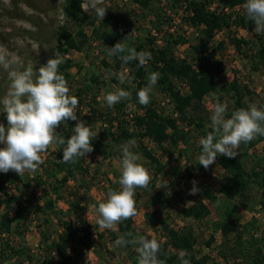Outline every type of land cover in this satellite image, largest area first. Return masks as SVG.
<instances>
[{
    "label": "trees",
    "instance_id": "trees-1",
    "mask_svg": "<svg viewBox=\"0 0 264 264\" xmlns=\"http://www.w3.org/2000/svg\"><path fill=\"white\" fill-rule=\"evenodd\" d=\"M165 1L164 14H167V11L174 14L175 8L183 7L184 12L181 16L182 25H186L200 33L197 44L192 45L191 48L198 56L204 53L205 61L209 62L212 59L211 52H208L209 42L213 39L216 32L223 31L227 33L228 41L234 47L237 54L250 58V62L253 64L251 66L252 71L259 70V67L264 64L263 37L256 36L254 39L256 41H247L237 39L234 35V29L254 28V24L247 18L246 10L243 7L247 0ZM132 2L152 12L155 11L152 8L153 4L157 6L156 4L162 1L132 0ZM82 5H84L83 0H63L62 12L65 21L78 27L73 32L66 25H63L56 31L57 43L55 54L59 53L64 59V62L59 66V72L64 75L68 86L71 85L73 79L70 72L71 69L73 67L79 69V66L73 64L67 57L71 51L86 52L87 48H89L90 37L106 47H112L117 42L130 40L135 30L134 25L128 21L126 16L121 18L118 14L112 13L107 8L105 17L99 21L95 12L85 11ZM158 10L157 7V12L155 11L157 18L154 25L160 31L162 24H170L171 19H169V16H161L160 18ZM86 30L90 31V35H87ZM148 36L146 44L142 42L133 44V48L137 52L147 51L151 53V60L144 66H139L138 60L125 64L120 57L128 54L127 52L112 56L114 62L112 66L114 69L120 67L126 69V83L120 84L119 88L130 92L131 98L121 100L111 108L107 106L103 111H99V109H95L94 107L90 109L93 115H96V118L102 121L104 127L107 126L105 129L106 134L115 147L122 150V145H125L129 140L134 139L136 143L138 142V148L149 165L154 169L153 177L156 178L165 167L155 157V154L143 145L142 140H147L159 148H162V145L166 142L177 146L178 141H187L191 136L187 133V130L179 128V123L186 126L193 125L199 132L197 134L203 137L212 130L211 128L207 131L204 129L205 110L203 101L206 96L213 94L221 97L224 91L226 93L232 92V98L235 103L230 113L231 116L232 112L237 109L248 108L243 99L245 95H252L253 93L246 85L240 86L236 81L228 83L227 86H219L215 76L211 72L196 69L186 59H178L175 56V49L177 46L185 43L183 37L179 36L176 38L171 33H168V38H162V44L156 45L155 38L150 37L149 33ZM219 46L223 47V43H219ZM245 51H248V53ZM102 64L104 73L108 76L110 83L118 85L119 80L111 77V74L115 73L113 67L105 62H102ZM152 72L159 73V79L155 86L159 87L164 97L168 98V104L172 106L170 113H165L164 109L161 111L156 107L154 94L157 91L154 87L150 95V103L147 106H142L138 102L137 92L147 86L149 75ZM91 80L96 84L105 85L99 78L92 76ZM178 82L185 84L186 92H182L177 88ZM95 98V95L91 97L93 100ZM127 104L134 107V112L131 115H128L124 111ZM259 108H264V103L259 105ZM2 122L7 123L4 112L0 114V123ZM75 122H62L56 129L57 133L67 140L73 134L72 129ZM90 128L93 131L91 126ZM93 132L95 133V131ZM99 135L100 133L98 132L97 136L91 141L94 149L92 153H97L106 159L109 153L106 152ZM263 142L264 136L258 135L248 143H241V146L245 153H247L248 150L254 149ZM54 145L56 151L51 153L55 157L54 160L47 162L42 168L45 178H51L48 185L47 183H43L44 181L42 182L41 179L40 183L30 184L27 182L23 185L26 190H31L32 196H34L36 185L40 188L49 186L51 191L57 194L67 182L76 180L79 175L85 172V157L77 158L75 162L64 163L61 160L65 145H57L55 143ZM199 150H202L201 145ZM113 155L117 156L115 153ZM215 163L224 174V179L220 181L218 191L221 202L220 211L215 223L212 224L213 231H220L222 236L221 249L217 251L218 256L223 261V264H264V237L257 238L254 236L257 233V227L253 220L241 225L239 216L240 207L236 204V200L243 202L245 196L247 197V195L255 191L257 195L256 205L264 209V162L260 160L257 164L246 168L238 156L234 159L218 156ZM198 168L207 172L200 164ZM171 171L173 180L170 186L177 194L179 190H182L185 182L179 175L181 170L175 168ZM14 175L15 172L11 170L6 174L0 173V211H2L0 213V264H6L7 261L13 260L20 255H27L23 246L26 229L21 227V220L24 218L23 214L25 212L30 213L31 208H33L34 213L46 216L45 222L48 223V217L55 207L54 200L46 189L42 191L44 196L42 206L37 207V205L31 204L30 208L25 207L10 192V187L14 186ZM59 175L61 177H58ZM154 186L155 179H152L148 188L144 190L149 191ZM196 186L200 191L195 194L196 196L192 204L184 208L181 214L186 219L203 222L211 215L209 204L217 201L218 197L216 189L208 182L202 181ZM175 187L178 189H175ZM21 189L22 187H15V190L18 192H21ZM152 203H157L159 208L150 214H146V217L149 220L154 218L157 220V224L163 231L165 238L164 241L159 242L161 250L158 253V259L163 260L165 264H181L180 254H174L170 251V246L172 245L180 252L181 250H185L188 253L184 258L188 259L190 264H208L211 258L208 255H198L195 249L196 236L190 228L184 227L178 231L170 228L166 220L159 218L158 214L161 210L169 208V202L164 198L156 201L153 197ZM243 205L247 208L246 203L243 202ZM60 222L61 231L57 234L56 241L49 242L50 239L47 235L44 233H41V235L44 240V253L55 254L63 264H66L70 260L69 251L76 252V249L71 246L72 244L79 243L86 250L92 248L93 245L88 238L90 234L89 227H73L68 221ZM116 229L117 232H109L114 241L125 233H131V236H125L126 240L137 238L133 217L121 221L116 226ZM9 236L14 238L10 239L8 238ZM98 238L103 239L104 235L100 234ZM212 241L213 237H211L207 245ZM135 245L137 244L129 243L120 248L130 249ZM15 246L18 247L16 248ZM138 256L139 254L134 256L136 261H138ZM230 256L234 258L230 260ZM211 264L218 263L214 262Z\"/></svg>",
    "mask_w": 264,
    "mask_h": 264
},
{
    "label": "rangeland",
    "instance_id": "rangeland-1",
    "mask_svg": "<svg viewBox=\"0 0 264 264\" xmlns=\"http://www.w3.org/2000/svg\"><path fill=\"white\" fill-rule=\"evenodd\" d=\"M161 1L156 4L157 6L153 4L152 7L155 11L158 7L160 18L161 16H169L164 14L163 8L166 1ZM83 2L85 4L87 0H83ZM62 5L63 0H0V45H3L8 52L19 56L23 66L35 64L38 69L55 55L57 29L66 25L73 32L77 30V25L65 21ZM101 6L106 9L109 8L112 13L118 14L121 18L126 16L128 21L134 25L135 30L131 39L123 42L126 48H133V44L140 42L146 44L147 37H149L148 33L150 35L153 29L157 33H161L163 39L168 38V33L163 28H166L169 23H163L160 31L154 25L157 11L145 10L133 3L132 0H109L106 2L104 0V4ZM183 12V7H177L174 9V14L171 13L174 19L178 20V26L172 36L176 38L181 36L185 39L184 44L176 47L175 56L178 59H186L196 69L211 72L219 86H227L232 81H236L240 86L246 85L253 94L245 95L244 103L248 107L251 104H255L259 108V105L264 103V64L259 67V70L252 71L251 66L253 64H251L250 58L237 54L228 41L227 33L223 31L216 32L213 39L209 42L208 52H211L212 59L209 62L205 61L204 53L198 56L191 48L192 45L197 44L200 33L199 31L196 33L193 29L182 25L181 16ZM169 19L172 21L171 16H169ZM22 22H27L32 27H27ZM86 33L90 35L89 30H86ZM234 35L237 39L247 41L254 40L256 36L264 38V35L255 33L251 28L234 29ZM150 37L152 36L150 35ZM219 43H223V47H220ZM155 44L158 45L157 43ZM245 52L248 53V51ZM67 57L73 64L79 66V69L77 67L71 69L70 72L73 79L69 86L71 94L79 99L76 113L78 119L83 120L85 125L91 126L95 133H100V139L109 156L104 159L97 153L86 154L84 159L85 172L79 175L76 180L67 182L57 194H54L49 186L40 188L36 185L34 196H32L31 190H26L23 187L27 182L30 184L40 183V179L47 185L51 181V178H45L42 168L47 162L53 161L55 158L51 155L52 152L56 151L54 143L49 146L45 153L41 154L44 162L35 172L25 171L20 176L15 173L13 178L14 186L10 187V192L17 197L20 203L28 208H30L31 204L37 205V207L42 206L44 201L42 191L46 189L50 192V197L54 200L55 207L48 217V223L45 222L46 216L34 213L33 208H31L30 213L25 212L23 214L24 218L21 220V227L26 229L23 246L27 255H20L13 260L7 261L6 264H63L55 254L44 253V240L41 235V233L47 235L50 239L49 242L56 241L57 234L61 231L60 221H68L73 227H89L90 234L88 238L93 245L92 248L86 250L79 243L72 244L71 246L76 249V252L69 251L70 260L66 264H138L134 256L138 254L136 249L140 245L137 244L130 249L114 247V240L109 232H117L116 227L114 229H102L96 222L99 218L98 205L107 199V192L109 190H120L118 181L121 177L122 150L112 144L105 131L107 126L104 127L102 121L96 118V115H93L90 108L94 107L99 109V111H103L108 106L105 96L119 88L120 84L126 83V69L123 67L114 69L112 56L108 54L106 47L92 37H90L89 48H87L86 52L71 51ZM102 62L113 67L115 73L111 74V77L119 80L118 85L110 83L108 76L104 73ZM16 67H21V65L17 64ZM92 76L99 78L105 85L93 82L91 80ZM121 76L124 77L123 83L120 79ZM9 83L7 71L0 67V98L7 93ZM177 88L182 92H186L183 82H178ZM154 89L157 91L154 94L156 107L161 111L164 109L165 113H170L172 106L168 104V98L164 97L159 87L154 86ZM93 95L96 96L95 100L91 99ZM221 95L219 97L218 95L210 94L203 101L205 110L204 129L206 131L210 128L212 105L217 101L227 104L225 118L231 117L230 113L235 103L232 98L233 93L224 91ZM124 111L131 115L134 112V107L127 104ZM2 112V107H0V114ZM0 124L7 126V123L4 122ZM75 124L76 122L74 127ZM179 128L187 130V133L191 136L187 141H178L177 146L166 142L162 145V148H159L147 140H142L143 145L148 147L165 167L156 178L153 177L154 169L149 165L138 148V142L130 149L133 153L140 156L137 163L147 168L152 179H155L153 189L149 191H145L142 188L136 189L137 215L133 217V221L137 238L143 235L148 239L155 237L158 242L164 241V234L157 224V220L155 218L149 220L146 217V214H150L159 208L157 203H152L153 197L156 201L164 198L169 202V208L161 210L158 214L159 218L166 220L170 228L178 231L184 227L190 228L196 236L195 249L198 255H208L211 258L208 264L214 262L223 264L217 252L221 249L222 236L220 231H213L212 224L215 223L220 211L221 202L218 191L220 181L224 179V174L216 163L211 165L207 172L198 168V157L202 153V150H199V139L202 136L197 134L199 132L193 125L186 126L179 123ZM2 146L0 145V147ZM114 153L117 156H114ZM237 156L242 160L246 168L257 164L260 160L264 162V142L257 145L254 149L248 150L247 153L240 145ZM175 168L181 170L179 175L185 182L182 190H179L177 194L170 186L173 180L171 170ZM58 177L61 176L59 175ZM193 180L197 182V185L202 181L211 184L216 189L218 197L217 201L209 204L211 215L203 222L186 219L181 214L184 208L192 204L196 196L189 194ZM15 187H22L21 192L15 190ZM175 189L178 188L175 187ZM256 198L257 195L254 191L247 197L245 196L243 202L246 203L247 208L244 207L242 201L236 200V204L240 207L241 225L253 220L257 227V233L254 236L259 238L261 236L264 237V209L256 205ZM100 234L104 235L103 239L98 238ZM211 237H213V241L207 245ZM8 238L14 237L9 236ZM8 241L10 240L8 239ZM15 247L17 248L18 246ZM170 251L174 254H180V251L172 245L170 246ZM233 258L230 256V260Z\"/></svg>",
    "mask_w": 264,
    "mask_h": 264
},
{
    "label": "clouds",
    "instance_id": "clouds-1",
    "mask_svg": "<svg viewBox=\"0 0 264 264\" xmlns=\"http://www.w3.org/2000/svg\"><path fill=\"white\" fill-rule=\"evenodd\" d=\"M103 4L104 0H87L82 7L85 11H94L103 20L107 10L101 6ZM243 7L247 18L254 24L253 31L264 35V0H247ZM22 23L32 27L27 22ZM106 49L110 56L127 52L120 57L125 64L138 60L139 66H144L152 58L150 52L126 48L123 42ZM63 62V57L56 53L38 69L35 64L23 66L19 56L0 45V67L7 71L10 81L7 93L0 98V107L7 121V126L0 124V145H3L0 147V173L6 174L11 170L20 176L25 171L35 172L44 162L41 154L53 143L65 145L61 160L64 163L75 162V159L83 158L94 150L91 141L97 133L78 119L79 99L71 94L67 80L59 72ZM17 64L21 67H16ZM120 79L123 83L124 77ZM158 79L159 73H150L147 86L137 92L140 105L150 103V95ZM130 98V92L116 88L105 96V101L111 108ZM226 112L227 104L219 101L213 104L209 125L212 130L199 139L202 153L198 160L205 170L215 163L218 156L234 159L241 143H248L258 135L264 136V108L251 104L247 109L235 110L227 119ZM65 121H76L73 134L67 140L56 131ZM135 143L133 139L122 145L120 190H109L107 199L98 205L96 222L102 229H114L121 221L136 216V189H147L152 180L149 170L137 163L140 156L130 150ZM191 183L189 194L195 195L200 190L195 180ZM125 236H131V233L117 238L114 247L136 243L140 245L136 249L138 264H165L158 259L161 245L155 237L148 239L140 235L126 240ZM187 255L185 250H181V264H190L184 258Z\"/></svg>",
    "mask_w": 264,
    "mask_h": 264
},
{
    "label": "built area",
    "instance_id": "built-area-1",
    "mask_svg": "<svg viewBox=\"0 0 264 264\" xmlns=\"http://www.w3.org/2000/svg\"><path fill=\"white\" fill-rule=\"evenodd\" d=\"M236 9H238V8H236ZM227 10V9H226ZM167 14L169 15V16H171L172 17V21H171V23L170 24H168V26H166V28H163L164 30H165V32H167V33H171V34H174L175 33V29H176V27L178 26V20L177 19H174V17L172 16V14L171 13H169L168 11H167ZM194 31H196L195 29H193ZM197 33V32H196ZM150 35L152 36V37H154L155 38V43H157L158 45H161L162 44V35H161V33H157L154 29L150 32Z\"/></svg>",
    "mask_w": 264,
    "mask_h": 264
}]
</instances>
